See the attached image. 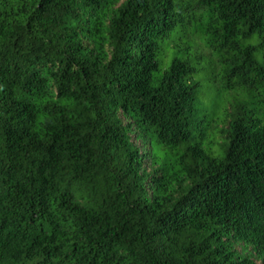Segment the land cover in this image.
Instances as JSON below:
<instances>
[{"label": "trees", "instance_id": "1", "mask_svg": "<svg viewBox=\"0 0 264 264\" xmlns=\"http://www.w3.org/2000/svg\"><path fill=\"white\" fill-rule=\"evenodd\" d=\"M0 264H264V0H0Z\"/></svg>", "mask_w": 264, "mask_h": 264}, {"label": "rangeland", "instance_id": "2", "mask_svg": "<svg viewBox=\"0 0 264 264\" xmlns=\"http://www.w3.org/2000/svg\"><path fill=\"white\" fill-rule=\"evenodd\" d=\"M164 53H168L169 52V47L168 44L165 45L164 49H163Z\"/></svg>", "mask_w": 264, "mask_h": 264}]
</instances>
